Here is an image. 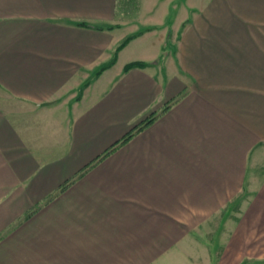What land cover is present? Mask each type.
Masks as SVG:
<instances>
[{
    "label": "crops",
    "instance_id": "crops-1",
    "mask_svg": "<svg viewBox=\"0 0 264 264\" xmlns=\"http://www.w3.org/2000/svg\"><path fill=\"white\" fill-rule=\"evenodd\" d=\"M263 151L264 0H0V264H172Z\"/></svg>",
    "mask_w": 264,
    "mask_h": 264
},
{
    "label": "rangeland",
    "instance_id": "rangeland-1",
    "mask_svg": "<svg viewBox=\"0 0 264 264\" xmlns=\"http://www.w3.org/2000/svg\"><path fill=\"white\" fill-rule=\"evenodd\" d=\"M142 11H145L142 18L145 17L146 22L147 7H140L138 19ZM138 19L137 24L140 22ZM262 153L260 162L264 168V151ZM262 193L264 194V177H259L247 196L242 192L228 207L222 209L220 216L207 221L203 225L204 229L200 226L199 229L190 231L188 244L174 247L172 264H264Z\"/></svg>",
    "mask_w": 264,
    "mask_h": 264
},
{
    "label": "trees",
    "instance_id": "trees-1",
    "mask_svg": "<svg viewBox=\"0 0 264 264\" xmlns=\"http://www.w3.org/2000/svg\"><path fill=\"white\" fill-rule=\"evenodd\" d=\"M130 38H127L126 40H124L121 44H119V46L116 48V50H115V53H114V55H113V57H112V59L110 60V62H109V64L106 66V67H108V66H110V65H112L113 63H114V61H115V56H116V53L126 44V42L129 40ZM136 66H138V67H142V66H144V63H140V62H138V63H131V64H128V65H126L125 67H124V71H126V70H128L129 68H131V67H136ZM105 68V67H104ZM103 68V69H104ZM99 72H97L96 74H98ZM87 85V84H86ZM151 120H146L145 122H144V124L146 125V124H148L149 122H150ZM131 136V132L130 133H128L126 136H125V138L123 139V140H127L129 137Z\"/></svg>",
    "mask_w": 264,
    "mask_h": 264
}]
</instances>
